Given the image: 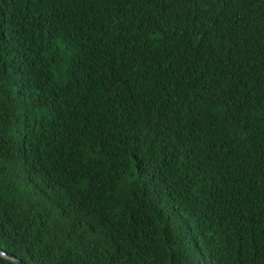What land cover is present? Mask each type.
Masks as SVG:
<instances>
[{
    "label": "trees",
    "instance_id": "16d2710c",
    "mask_svg": "<svg viewBox=\"0 0 264 264\" xmlns=\"http://www.w3.org/2000/svg\"><path fill=\"white\" fill-rule=\"evenodd\" d=\"M0 249L264 264V0H0Z\"/></svg>",
    "mask_w": 264,
    "mask_h": 264
},
{
    "label": "water",
    "instance_id": "95a60500",
    "mask_svg": "<svg viewBox=\"0 0 264 264\" xmlns=\"http://www.w3.org/2000/svg\"><path fill=\"white\" fill-rule=\"evenodd\" d=\"M0 255L11 259V260L17 262L18 264H24L19 259L15 258V257L8 256L7 253L5 251L1 250V249H0Z\"/></svg>",
    "mask_w": 264,
    "mask_h": 264
}]
</instances>
